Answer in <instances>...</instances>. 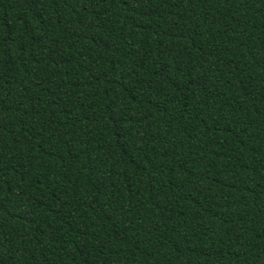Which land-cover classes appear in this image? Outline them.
<instances>
[{"label": "trees", "instance_id": "16d2710c", "mask_svg": "<svg viewBox=\"0 0 264 264\" xmlns=\"http://www.w3.org/2000/svg\"><path fill=\"white\" fill-rule=\"evenodd\" d=\"M0 264H264V0H0Z\"/></svg>", "mask_w": 264, "mask_h": 264}]
</instances>
